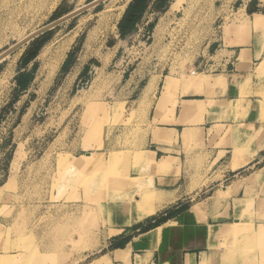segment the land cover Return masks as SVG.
Instances as JSON below:
<instances>
[{"label":"rangeland","instance_id":"rangeland-1","mask_svg":"<svg viewBox=\"0 0 264 264\" xmlns=\"http://www.w3.org/2000/svg\"><path fill=\"white\" fill-rule=\"evenodd\" d=\"M90 1L0 0V53ZM130 1L107 0L0 63V264H88L112 249L107 237L125 224L122 203L154 208V196L123 195L159 79L150 75L203 77L190 72L207 55L220 24L213 20L242 0H169L119 38ZM69 54L71 71L62 73ZM26 73L19 91L15 80ZM148 81L153 92L139 104ZM232 230L220 246L228 264H264V219Z\"/></svg>","mask_w":264,"mask_h":264},{"label":"crops","instance_id":"crops-1","mask_svg":"<svg viewBox=\"0 0 264 264\" xmlns=\"http://www.w3.org/2000/svg\"><path fill=\"white\" fill-rule=\"evenodd\" d=\"M154 13L148 9L142 21ZM218 18L207 55L193 65L194 75L203 77L172 76L176 83L164 94L166 76L150 75L159 79L123 195L154 196V208L150 213L134 201L122 203L129 223L114 226L107 240L127 242L89 263L104 256L102 264H228L220 246L232 227L264 219V0H242L213 22ZM182 206L186 209L140 232L152 218ZM119 251H125V260L116 259Z\"/></svg>","mask_w":264,"mask_h":264},{"label":"trees","instance_id":"trees-1","mask_svg":"<svg viewBox=\"0 0 264 264\" xmlns=\"http://www.w3.org/2000/svg\"><path fill=\"white\" fill-rule=\"evenodd\" d=\"M169 0H131L127 7L125 8L121 19L117 24V34L119 38L126 37L131 31H133L139 21L143 18L144 14L147 12L148 9L153 10L154 12L163 11L165 7L168 5ZM111 46V45H110ZM71 54H69L61 68L62 73H66L70 69L71 65ZM33 55H28L24 59V65H27L30 60L32 59ZM88 70V67L84 68L83 74H85ZM16 85L19 91L26 89L29 83V74H21L20 77L16 78ZM186 209V206H182L179 209L173 212H167L164 217H160L159 219L152 218V223L149 220L147 224L141 227L139 230L140 232H145L146 230L158 225L159 223L167 220L174 214L183 211ZM135 227L133 229H136ZM128 238H124L122 240L114 239V241L110 244L112 249H120L123 248L125 243L127 242Z\"/></svg>","mask_w":264,"mask_h":264},{"label":"water","instance_id":"water-1","mask_svg":"<svg viewBox=\"0 0 264 264\" xmlns=\"http://www.w3.org/2000/svg\"><path fill=\"white\" fill-rule=\"evenodd\" d=\"M107 0H92L85 4L83 7L75 10L70 11L67 14L53 20L52 22L48 23L47 25L43 26L42 28L34 31L24 39L14 43L12 46L4 50L0 53V63L5 60V58L9 55H11L14 51H16L18 48L23 46L24 44L28 43L29 41L33 40L34 38L38 37L39 35H42L43 33L52 30L53 28L59 26L60 24L80 15L81 13L88 11L92 8L97 7L98 5L104 3Z\"/></svg>","mask_w":264,"mask_h":264},{"label":"bare ground","instance_id":"bare-ground-1","mask_svg":"<svg viewBox=\"0 0 264 264\" xmlns=\"http://www.w3.org/2000/svg\"><path fill=\"white\" fill-rule=\"evenodd\" d=\"M127 3V2H126ZM126 3L121 7V13H120V15L122 14V12H124V10H125V8L127 7V5H126ZM176 5V0H175V3L173 4V7ZM83 7V6H82ZM172 7V8H173ZM81 8V7H80ZM77 9H79V8H77ZM77 9H75V10H77ZM75 10H73V11H75ZM120 15H119V17H120ZM244 16V15H243ZM240 19V22H244V17H242V18H239ZM27 37V36H26ZM90 37V36H89ZM24 39V38H23ZM62 52H64L63 50H59V51H57L56 52V55H55V59H56V61L58 62L59 61V59H60V57H61V55H62ZM9 56H7L6 58H8ZM5 58V59H6ZM174 84H175V81H174V79H173V77L172 76H170V77H167L166 79H165V84H164V89H163V93L164 94H168L169 92H171V90H172V88H173V86H174ZM153 89H154V82H150L149 83V86H148V88L146 89V91H145V94H144V97L143 98H145L146 97V95H147V93H149V92H153ZM14 160H16V159H14ZM16 164V163H15ZM14 164V165H15ZM14 165H12V166H14ZM121 210H123V209H121ZM152 210L153 209H151V211H149L150 213L152 212ZM122 217H121V219H122V222L123 223H126L127 225H128V223H129V218H128V220H126V217H124V215L122 214L121 215ZM125 224V225H126ZM169 224V223H168ZM158 228V227H157ZM129 248V247H128ZM121 249V248H120ZM116 259H120V260H125V258H126V256H127V254L125 253V251L123 252V251H119V252H116ZM111 259V258H110ZM119 261V260H118Z\"/></svg>","mask_w":264,"mask_h":264},{"label":"built area","instance_id":"built-area-1","mask_svg":"<svg viewBox=\"0 0 264 264\" xmlns=\"http://www.w3.org/2000/svg\"><path fill=\"white\" fill-rule=\"evenodd\" d=\"M195 73H197V69H194L191 71V74L194 75Z\"/></svg>","mask_w":264,"mask_h":264}]
</instances>
